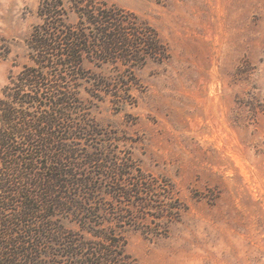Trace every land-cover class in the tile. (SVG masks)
Instances as JSON below:
<instances>
[{"label":"rangeland","instance_id":"1","mask_svg":"<svg viewBox=\"0 0 264 264\" xmlns=\"http://www.w3.org/2000/svg\"><path fill=\"white\" fill-rule=\"evenodd\" d=\"M107 1L148 22L165 54L133 75L87 66L107 76V94L99 102L79 83L85 112L74 126L99 128L73 142L76 171L107 188L109 171H143L154 188L140 199L182 210L159 238L146 225L128 230L131 264H264V0ZM40 2L0 0V97L33 65ZM105 149L110 161H85Z\"/></svg>","mask_w":264,"mask_h":264},{"label":"trees","instance_id":"2","mask_svg":"<svg viewBox=\"0 0 264 264\" xmlns=\"http://www.w3.org/2000/svg\"><path fill=\"white\" fill-rule=\"evenodd\" d=\"M38 14L33 65L12 75L0 97V264H131L128 230L146 225L159 238L182 210L140 199L154 188L143 171H109L108 188L98 174L76 171L73 142L99 127L88 120L77 128L73 117L85 112L80 82L92 99L107 94V76L88 65L133 75L163 57V44L148 22L107 0H41ZM129 78L122 84L133 86ZM87 152L89 164L110 161L107 149ZM150 209L151 217L141 211Z\"/></svg>","mask_w":264,"mask_h":264}]
</instances>
